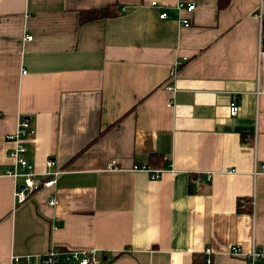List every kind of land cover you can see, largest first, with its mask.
<instances>
[{
  "label": "crops",
  "instance_id": "0c3cea01",
  "mask_svg": "<svg viewBox=\"0 0 264 264\" xmlns=\"http://www.w3.org/2000/svg\"><path fill=\"white\" fill-rule=\"evenodd\" d=\"M259 5L0 0V264H44L52 249L101 264H207L206 248L211 264H246L231 247L264 251ZM21 117L35 129L25 159L59 174L17 203L5 136Z\"/></svg>",
  "mask_w": 264,
  "mask_h": 264
},
{
  "label": "built area",
  "instance_id": "2783aa9c",
  "mask_svg": "<svg viewBox=\"0 0 264 264\" xmlns=\"http://www.w3.org/2000/svg\"><path fill=\"white\" fill-rule=\"evenodd\" d=\"M264 0H260V5L263 3ZM152 6L157 5L155 1L150 3ZM194 4H187L183 6L182 4H178L177 8L182 9L185 8L188 12H191L194 9ZM262 8H260L261 11ZM262 15V11L260 13ZM167 14L162 12L159 14L160 18H165ZM183 25L188 26L189 23L187 19H184ZM32 35H26L25 40L30 41L32 40ZM26 73V71H22ZM239 112V106L236 101H232L229 106V115L236 116ZM35 134V129L30 124L29 120L26 118L21 117L18 119L16 124V129L13 134H7L5 136L6 140L11 141L12 147L8 152V156L11 160L12 167L8 170V174L14 178L20 179V184H18L15 198L17 203H23L26 201L28 197H30L33 193L37 192L40 188H50L56 182V177L59 174L58 171H48L43 175H38L34 169L32 164H30L24 157V154L27 150L25 146L26 139L32 138ZM112 165L115 164L114 161L111 162ZM47 167L52 168L53 162L47 161ZM264 169V164H263ZM160 172L155 171V173L151 176L152 178L156 179L159 178ZM207 180H210V176H207ZM199 176L197 175L195 178L192 179V182H198ZM50 206H55L57 204L56 199L51 198L48 201ZM205 253L208 255L206 259L207 264H211V249L206 248ZM230 253L234 256H242L245 258L246 264H264V251L260 249L253 248L250 252L243 254L237 246H233L230 248ZM63 258L67 261H70L73 264H101L102 260L100 257L96 255L94 250L89 249H80V250H65L60 251L58 249H52L47 252L43 256V263L44 264H56L57 261ZM26 260H29L26 258ZM19 258L14 256L12 258V264L18 263Z\"/></svg>",
  "mask_w": 264,
  "mask_h": 264
},
{
  "label": "trees",
  "instance_id": "16d2710c",
  "mask_svg": "<svg viewBox=\"0 0 264 264\" xmlns=\"http://www.w3.org/2000/svg\"><path fill=\"white\" fill-rule=\"evenodd\" d=\"M226 2H227V0H219V7L222 8L223 6H225ZM89 13H91L92 17H95V16H102V14H104V11H91V12L89 11ZM263 29H264V22H263Z\"/></svg>",
  "mask_w": 264,
  "mask_h": 264
}]
</instances>
